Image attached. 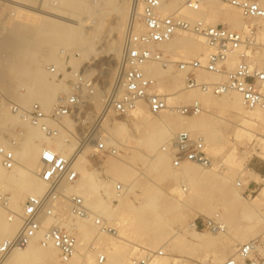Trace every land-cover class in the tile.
I'll return each mask as SVG.
<instances>
[{
	"label": "bare ground",
	"instance_id": "obj_1",
	"mask_svg": "<svg viewBox=\"0 0 264 264\" xmlns=\"http://www.w3.org/2000/svg\"><path fill=\"white\" fill-rule=\"evenodd\" d=\"M7 1L25 3L27 0ZM33 1V4L43 9L41 12L43 27L34 32L35 47L41 51L42 60L39 59L34 62L36 68L31 72L27 70V64L23 62L20 55L11 57L7 71L0 74V81L3 83L4 89H8L6 95L12 98L15 104L23 109H30L34 103L39 104L46 113H50L60 98L67 96L68 90L64 84L67 79L66 76L59 81L60 83H56V77L53 78L54 81L48 79L50 75L49 65H54L60 71L70 75L71 73L66 72L63 65L65 55L69 51L77 54L75 59H71L76 63L73 66L74 72L82 70L87 65L96 64L106 57H114V60H117L126 32L127 20L134 14L140 15L142 0ZM254 1L264 9V0ZM97 5H99V9L102 7L100 11L102 10L103 18L113 17L109 29H106V35L103 36L93 28L91 29L95 31L83 32L84 24L89 21V14L95 11L94 8ZM177 11L183 18L191 22L201 21L210 26H217L219 25L218 21L221 20L228 29L243 33H247L250 30L249 27L256 23L260 28L259 32L257 30L258 41H261L264 47V19L249 20L237 8L222 4L218 0H206L197 11L185 8L177 0H173L170 4H166V0H162L161 14L170 15ZM98 21H102V18ZM141 29L142 27H139V30ZM19 30L24 32L22 28ZM5 44L7 45V43ZM103 44L107 46L101 47ZM156 48L163 53L168 61L167 65L163 67L160 64H148L144 67V71L156 80L154 91L167 98L168 109L160 115L154 116L149 112L146 104L140 102L130 114L131 117L125 121L115 120L111 115H108L101 126H98L92 133L94 136L92 141L81 145L74 160L78 179L74 184L65 186V198L59 199L54 204L55 218L44 219L43 230L32 242L24 249L13 251L2 264H45L46 262L48 264H61L58 250L52 246L43 247L41 244L44 230L53 223H57L77 239V252L72 264H99L98 261L96 262L98 253H104L101 255L107 258L104 264H127L128 250L124 244L130 242L127 237L130 238L132 224L136 222V219L139 220L140 218L141 221L138 224H145L146 228L155 232L142 240L140 245H136L135 250L144 256L145 251H158V245L169 238L175 243L186 241L195 246H206L211 244L213 239L218 238L220 234L231 237L229 222L232 227L235 226V235H240L241 229L237 228L236 215L242 214L246 221H252L255 218L259 211L257 208L260 209L261 202L264 201V189L251 199L248 206L244 207L240 203L241 197L237 191L229 186L233 176L237 173L236 170L229 168L228 173H222L220 171L222 166L219 164H214L213 169H208L192 163H184L179 169H174L171 157L163 152L162 146H166L177 133L188 131L193 136H202L208 146L209 153H216L218 150L215 147L218 146L217 140L214 135L207 134V129L213 124L209 116L210 111L220 109L236 114V122L230 121L240 128L236 133L235 141L240 144L246 141H257L263 146L262 152L259 154L264 157V111L246 109L242 97L235 92L215 97L199 90H186L183 73L178 71L179 74L177 75L172 64L178 61H189L192 58L204 61L210 50L200 36L177 33L171 41L157 45ZM254 54L248 52L252 65L264 70V57L262 56V60H257ZM237 62L238 57L236 55L229 57L224 66L225 72L233 71ZM108 70L110 72V69H107V72H101L103 79L109 74ZM165 76L171 77L169 86L163 87L160 83L157 84V80ZM198 79L207 83H221L225 80V74L216 75L201 72ZM112 85L113 79L109 87L105 86L102 89L96 87L95 94L89 98V104L96 109H103L107 91L111 89ZM194 102H199L202 105L203 112L198 116L179 118L181 115L177 112V108ZM93 118H87L82 122V125L87 127L89 123L88 126L90 127ZM65 125L71 133L63 132L59 137L47 138L39 128L20 120L16 116H11L8 120L0 122V130L6 129L8 126L20 128L19 134L14 136L18 143L13 145V142L8 144L6 141L0 140V147L12 150L16 160V166L11 170V175L8 176L5 173L11 171L4 170L0 164V183L3 186L0 194H10V196L7 195L9 198L8 210L5 211L0 206V243L13 238L21 229L20 216L26 199L30 196H41L46 192V184L37 176L40 169L41 151L44 148H50L69 158L78 149L82 134L79 131L74 133L76 127L71 120L66 119ZM259 132L263 134L262 139L257 137ZM99 137L104 139L108 147L114 146L119 150L123 146H130L132 152H138L143 147V150L151 156L146 171L154 173L158 179H166L173 183L170 192L162 196L159 206H155L154 198L149 195L142 199L141 195L133 192L135 173L130 163L124 157H120V154L108 158L104 169L101 171L91 167L88 150L96 149L97 145L94 139H99ZM216 174L220 175L219 179L216 180V189L224 198L222 215L227 218L228 223L224 224L222 221L225 225V231L211 236L196 230L193 222L198 217H208L209 197L205 195L204 189L208 184L207 182L213 179ZM244 176L246 175L244 174ZM247 176H249V180L246 185L253 180L251 174H247ZM117 183H122L124 186L122 195L116 192ZM150 183L148 184L149 187H154ZM71 196L81 197L92 214L104 220L110 227H114L117 230V235L110 237L99 232L93 217L81 219L72 216L68 200ZM111 198L117 203H112ZM195 200L197 208L189 205V202ZM125 204L131 205L135 218L121 214L117 217L114 216L118 208ZM259 205L260 207H258ZM181 208H187L195 213V219L184 231L178 228L177 231L173 232L164 226L162 216L168 213L167 220L169 219L170 222H184L182 214L179 212ZM218 216L221 217V214ZM253 235L254 233L250 229L244 231L242 241L250 240ZM89 243L90 246L87 248ZM259 250L260 248L255 245L254 251ZM161 253L164 255L163 252ZM233 258L236 264H247L246 259L239 255H234ZM167 260V258L155 257L151 264H168Z\"/></svg>",
	"mask_w": 264,
	"mask_h": 264
},
{
	"label": "built area",
	"instance_id": "obj_2",
	"mask_svg": "<svg viewBox=\"0 0 264 264\" xmlns=\"http://www.w3.org/2000/svg\"><path fill=\"white\" fill-rule=\"evenodd\" d=\"M187 9L197 11L206 0H177ZM222 4L237 8L249 20L264 19V9L254 0H218ZM140 15H132L127 23L119 58L115 62L113 85L107 91L104 110L94 124L96 129L101 126L108 115L119 119H126L136 109L138 103L144 102L149 112L158 116L168 109L167 98L154 91L156 80L147 75L144 67L148 64H160L165 67L168 61L157 45L168 43L177 33H189L200 36L210 50L204 61L197 59L175 63L179 72L184 75L186 90H199L204 94L221 97L229 93H238L248 110L260 109L264 111V70L253 66L248 52H255L258 47L257 30L251 28L247 33L233 31L222 25L210 26L204 22H191L182 17L179 11L170 15L160 12L162 0H142ZM139 27H142L139 30ZM232 55L238 57L235 69L225 72V63ZM94 71V74H93ZM100 64L87 65L78 72L71 71L72 79L70 92L60 98L50 113H46L39 104H33L30 109H23L9 101L0 91V112L4 109L20 120L40 129L47 138L59 137L63 132H69L65 120L74 124L75 134L82 130L89 115L91 104L89 98L95 94L96 87L102 88ZM225 74L221 83H207L200 81L199 74ZM50 73L59 78L61 73L51 68ZM182 117L198 116L203 112L202 105L194 102L177 108ZM80 132V131H79ZM82 133V132H81ZM92 131L79 139V148L72 157H64L50 148H44L40 153L39 179L46 184V192L41 196H30L23 205L20 216L22 227L11 239L0 244V264L15 250L27 247L43 230L46 218H55L54 204L65 198L66 185L74 184L78 173L74 167V160L81 145L92 141ZM96 151L103 157H116L120 151L108 147L104 139H94ZM13 145L15 141H12ZM163 152L171 157L172 167L179 169L184 163H192L208 168L212 162L206 153V144L202 136H193L188 131H182L163 147ZM0 164L6 171L16 166L14 152L0 147ZM241 188L242 184L238 183ZM116 192L122 195L124 186L117 184ZM253 193V192H250ZM8 196L0 194V206L8 210ZM72 216L87 219L93 217L98 231L110 236H116L117 231L104 220L92 214L85 201L79 196L68 198ZM10 215H12L10 213ZM195 229L219 234L225 231V225L218 215L212 218H197L193 222ZM41 244L43 247L52 246L59 252L61 264H72L77 252V239L68 231L53 223L44 230ZM255 243L250 242L238 249L237 255L248 261L255 253ZM161 252H148L141 258H131V264H151ZM106 257L100 255L99 264H104ZM224 264H236L234 258Z\"/></svg>",
	"mask_w": 264,
	"mask_h": 264
},
{
	"label": "rangeland",
	"instance_id": "obj_3",
	"mask_svg": "<svg viewBox=\"0 0 264 264\" xmlns=\"http://www.w3.org/2000/svg\"><path fill=\"white\" fill-rule=\"evenodd\" d=\"M172 1L173 0H166V4H170L172 3ZM33 3H34L33 0H27L25 1V3L0 0V74L7 71L8 62H10L11 57L20 55L23 58V62L27 64L26 65L27 70L31 72L34 71L36 68L34 62L39 59L42 60L41 51H39L35 47L36 39L34 36V32L38 28L43 27V24L41 23L43 19L41 12L43 11V9L40 6H37ZM98 6L99 5H97L94 8L95 10L94 12L89 14L88 16L89 21L86 24H84L83 27L84 33L85 32L90 33V31L96 30V32L98 31L100 32L101 36L106 35V32L109 29L108 28L109 25H111L113 17L111 16L108 19L103 18L102 10L100 11L102 7L99 9ZM101 18L102 21H98L101 20ZM102 22L103 24H101ZM218 24L227 27V25L221 20L218 21ZM260 26L262 27V25ZM19 28H22L24 32L19 30ZM91 28L95 30H92ZM249 28L256 29L258 30V32L260 30L259 26L256 23H254ZM260 42L258 41L259 44L258 50L254 52L255 53L254 56L256 57L257 60H262V56L264 57V53H263L264 47L262 42L261 43ZM5 43H7V45ZM105 45L106 44H103L101 45V47L104 48ZM76 57L77 54L72 51L66 53L65 59L63 60V65L65 66L66 72L70 73L71 71L74 70L73 66L76 63L71 59H75ZM194 59L192 58L190 60H194ZM115 62L116 59L114 60V57H106L96 62L100 64L101 67L100 73L102 71L107 72L106 70L110 69V72L108 70L109 74L104 79L102 78V82H101L102 88L105 86L109 87L110 82L114 76ZM178 62H182V61H178ZM172 66L174 72L178 75L179 73L176 64L173 63ZM52 67L56 68L54 65H49L48 68L51 69ZM57 70L59 73H61L62 76L57 78L56 75H52L50 73L48 79L50 81H54L53 78L56 77L57 78V80H55L56 83H60L59 81L63 80L64 77L66 76L67 79L64 81L65 82L64 84L66 85L65 87L68 90V93L66 95H68L70 92L69 91L71 87L70 80L72 79V75L71 74L67 75L65 74V72L60 71L59 69ZM170 80L171 77L165 76L157 80V84L160 83L163 87H167L169 86ZM0 91L9 101L14 103V100L6 95L8 89H4L3 83L1 81H0ZM182 106H186V105H182ZM103 110L104 108L96 109L93 105L91 106L89 110L90 113L87 118L94 117L93 122L90 124V127L88 126L89 125L88 123L87 127H83V131L79 130L80 133L82 132L81 139H83L82 138L83 135L84 136L88 135L90 131L94 133V131L96 130L94 128V124L101 115ZM11 116L13 115H11L8 112V110L4 109L3 111L0 112V122L3 120H8ZM209 116L211 117L213 124L210 127H208L207 134L215 136V139L217 140V144H218V146L215 147L218 150L216 153L210 154L208 151V146L206 145V153L208 154V157L212 162L211 166L208 167V169L210 168L213 169L214 164H219L222 166L220 168V171L222 173H228L227 170H229V168L236 170L237 173L233 176L229 186L231 188L233 187L232 189H235L237 191V193L241 197L240 203L242 204V206L246 207L250 203L251 199L253 197H256L259 194V192L262 189H264V182H263L264 177L259 176V171L264 170V157H262L259 154V152L260 153L262 152L263 146H261L260 143H257V141L254 142L246 141L242 144L235 141L236 133L239 131L240 128L237 127L235 124L230 123V121L236 122L237 120L236 114H234L232 111H228V110L223 111L220 109L215 111L212 110L210 111ZM111 117L118 121H125L131 116H129L126 119H119L113 116ZM179 118L182 119V118H190V117L179 116ZM19 132H20V128L18 126L16 127L8 126L6 129L0 130V140L6 141L8 144L12 143V141L18 143V141L16 142V140L14 139V136L19 134ZM257 137L262 139L263 138L262 132H259L257 134ZM7 138H10V140H7ZM79 147L80 146H78L77 148ZM163 147L164 146H162V148ZM119 151H120L119 153L120 157H124L130 163V166L135 173V175L133 176V180L135 179L133 185V192L137 193L138 195H141L142 199H145L149 195L150 197L154 198L155 206L156 207L159 206L161 204L162 196H165L168 194V192H170L171 188L173 187V183L166 179H161V178L158 179L155 177L154 173H148L146 171L147 167H149V161L151 156H149L143 150V147H141L140 151L138 152H132L130 146H123V148H120ZM88 154L91 159V163H90L91 167L98 169V171L103 170L106 160L108 158H111V157H103L99 155L96 149H92V150L89 149ZM11 173L12 171L6 172L5 175L8 176L11 175ZM243 173L246 176H244ZM247 174L248 175L251 174L253 180L246 185V182L249 180V176H247ZM213 177H214L213 179L207 182L208 184H206V187L204 189L205 195L209 197L208 217H198V218H212L216 214L217 215L221 214L220 218L222 219L223 223L226 224L228 223V220L222 215L224 198L220 195V193L216 189V180L219 179L220 175L216 174ZM150 182H154L155 185L154 183H150ZM149 183L153 184L154 187L150 188L148 185ZM237 183H241L242 187L239 188ZM117 184H122V183H117ZM1 190H3V186L0 183V192ZM7 195L10 196L9 193ZM110 201L114 204L117 203L112 198ZM189 205L196 207L197 206L196 200L189 202ZM258 207H260V205ZM187 208H181L179 211L184 219V222H181L182 224L176 222H170L169 219L167 220L168 213H166L162 216V218H164V223H163L164 226L167 229L172 230L173 232L177 231L178 228L181 231H184L187 228V226L195 219V213H193L191 210ZM215 208H217V210H215ZM257 211L258 213L255 215V218L252 221L244 220L243 215L240 213L236 215L235 219L237 222V228L241 229L240 235H235L236 232L235 226L232 227V224H230L229 222V226H231L230 230L232 233L231 237H225L223 234H220L218 238L213 239L212 243L206 246H195L186 241H183L182 243H175L170 241L169 238L168 240L160 243L158 245V251H154L153 253L163 252L164 253L163 256L160 257L157 256L156 258H167L168 264H224L226 261L233 258L234 255L237 256L238 249L241 246L248 244L250 242H254L255 245L260 248V250L256 251L253 254V256H251L248 259V261L245 260V262L247 264H264V252H263L264 251V201L261 202V207L260 209L257 208ZM120 214L124 216L126 215L127 217L130 218L135 216L132 212L131 205H126V204L120 206L116 211V213L114 214V216L117 217V215ZM139 221H141L140 218L139 220L136 219V222H133L135 226L132 224V231L129 234L130 238L127 237V239L130 242L124 244V246H126L128 250L127 264H131L132 257H143L140 255L139 252L135 250V248L137 247L136 245L138 244L140 245L143 242L142 240L148 238L149 236H151V234L155 233L149 230L148 228H146V226H144L145 224L144 225L138 224ZM249 229L253 231L254 237L252 236L250 237V240L242 241L243 240L242 233ZM201 232L204 234H209L211 236L214 235L209 233L208 231H201ZM238 242H241V244H238ZM88 246H90V243L89 245H87V248ZM148 252H152V251H145L146 254ZM101 254L104 253H98L96 255V262L98 261V257ZM45 264H48V262H46Z\"/></svg>",
	"mask_w": 264,
	"mask_h": 264
},
{
	"label": "crops",
	"instance_id": "obj_4",
	"mask_svg": "<svg viewBox=\"0 0 264 264\" xmlns=\"http://www.w3.org/2000/svg\"><path fill=\"white\" fill-rule=\"evenodd\" d=\"M259 176L264 177V170L263 171H259Z\"/></svg>",
	"mask_w": 264,
	"mask_h": 264
}]
</instances>
